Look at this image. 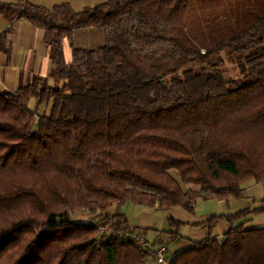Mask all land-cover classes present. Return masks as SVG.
<instances>
[{"label":"trees","instance_id":"1","mask_svg":"<svg viewBox=\"0 0 264 264\" xmlns=\"http://www.w3.org/2000/svg\"><path fill=\"white\" fill-rule=\"evenodd\" d=\"M0 14L43 28L60 82L0 90V264H155L120 205L192 212L198 199L264 184V0H106L79 11L19 0L0 2ZM87 27L104 43L71 40L66 63L62 38ZM75 211L91 218L73 221ZM254 214L264 197L210 218L169 264H264ZM219 218L229 227L217 238ZM168 221L162 233L183 239Z\"/></svg>","mask_w":264,"mask_h":264},{"label":"crops","instance_id":"2","mask_svg":"<svg viewBox=\"0 0 264 264\" xmlns=\"http://www.w3.org/2000/svg\"><path fill=\"white\" fill-rule=\"evenodd\" d=\"M26 1L49 10L56 5L66 3L73 10L79 11L84 7L93 6L106 0ZM0 2L16 4L19 0H0ZM43 36V28L32 24L30 21L21 18L9 23L0 14V90L14 92L19 87L26 85L35 76L48 78L50 84L54 81V79L49 78L51 70L50 48L44 42ZM71 40L76 46L98 47L104 43L105 33L102 29L87 27L74 30L71 38L63 37L62 49L66 63H70L72 60ZM34 104V101H31L30 105L33 106ZM242 188L244 189V194L241 198L230 197L227 200L215 198L198 199L192 212H187L181 208L167 210L166 228L162 231L171 228L168 220L172 218L180 222L178 232L183 237V239L176 242L168 239L170 243L166 244L169 248L168 254H174L182 248L189 247L192 244V240L204 238L209 232L206 223L213 216H227L245 208L258 207L261 204V199L264 197L263 183L248 180L242 184ZM206 206L211 207L212 210H206ZM143 214L144 216L138 224L128 221L129 225L141 230L150 229L149 214ZM254 215L248 217L250 221L253 220ZM228 227V221L225 218H219L212 228L211 234L220 238L228 230ZM152 230V235L155 236V240H153L155 243L157 238L164 233L154 228Z\"/></svg>","mask_w":264,"mask_h":264},{"label":"rangeland","instance_id":"3","mask_svg":"<svg viewBox=\"0 0 264 264\" xmlns=\"http://www.w3.org/2000/svg\"><path fill=\"white\" fill-rule=\"evenodd\" d=\"M224 69L227 71L228 76L231 77H235L236 76V68L235 65L233 64V62L230 61H226L224 63ZM38 76H35L33 78H31V80L27 83H31L35 78H37ZM51 84L53 86H59L60 82L58 81H53L51 82ZM174 172V175H176V172ZM183 188H187L188 186L186 184H182ZM207 207V206H206ZM196 209V208H195ZM118 210L124 214H126L128 221H130V223L134 222L133 224H138L141 219L143 218L144 214H149L150 217V229H146V230H142L141 234L144 235L145 239L150 243L153 244L155 240V236L152 235L153 230L157 229V230H163L166 228V222H167V218H168V211L167 210H163V209H157L154 207H148V206H144V205H138V204H134L131 202H127L123 205H120L118 207ZM206 210H212L211 207H207ZM71 219L73 221H88L91 217L90 215H88L86 212L83 211H75L71 213ZM252 226H256V227H264V215L263 214H258V215H254L253 216V220L249 222ZM168 228V226H167ZM170 244L168 241V238L166 236V234H163L161 236H159L156 240V242L154 243V245H159V244ZM167 246V245H166Z\"/></svg>","mask_w":264,"mask_h":264},{"label":"built area","instance_id":"4","mask_svg":"<svg viewBox=\"0 0 264 264\" xmlns=\"http://www.w3.org/2000/svg\"><path fill=\"white\" fill-rule=\"evenodd\" d=\"M102 230L109 231V229L106 228H102ZM129 235L134 238L139 245L152 248L155 264H169V259L167 258L169 248L166 245L159 244L153 246L145 239L143 234L137 231H131Z\"/></svg>","mask_w":264,"mask_h":264}]
</instances>
